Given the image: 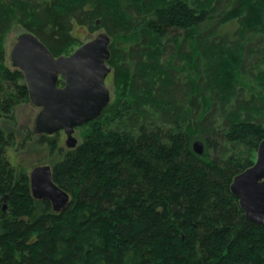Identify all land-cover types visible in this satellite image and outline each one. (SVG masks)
<instances>
[{
  "label": "trees",
  "instance_id": "trees-1",
  "mask_svg": "<svg viewBox=\"0 0 264 264\" xmlns=\"http://www.w3.org/2000/svg\"><path fill=\"white\" fill-rule=\"evenodd\" d=\"M76 28L110 38L109 104L74 149L18 142L30 102L8 35L59 57ZM263 140L264 0H0V264H264V229L230 190ZM29 145L57 154L60 213L7 158Z\"/></svg>",
  "mask_w": 264,
  "mask_h": 264
},
{
  "label": "water",
  "instance_id": "water-1",
  "mask_svg": "<svg viewBox=\"0 0 264 264\" xmlns=\"http://www.w3.org/2000/svg\"><path fill=\"white\" fill-rule=\"evenodd\" d=\"M109 42V36L100 32L71 54L54 57L32 33L16 36L9 62L22 72L29 102L39 109L34 134L52 136L63 132L67 149L78 145L75 130L96 120L110 102L106 83L111 72L107 63ZM59 79L63 86H58ZM192 150L202 155L203 143L195 140ZM28 178L33 199L48 201L54 213L65 210L69 195L53 182L49 165L33 167ZM230 190L246 219L264 229V140L252 167L234 177Z\"/></svg>",
  "mask_w": 264,
  "mask_h": 264
},
{
  "label": "rangeland",
  "instance_id": "rangeland-1",
  "mask_svg": "<svg viewBox=\"0 0 264 264\" xmlns=\"http://www.w3.org/2000/svg\"><path fill=\"white\" fill-rule=\"evenodd\" d=\"M230 25V24H228ZM232 26L230 27H225L222 29L223 30H233ZM102 31H99L94 34H90L88 31L80 28H76L74 30V35L78 37L83 43L89 41L90 39L94 38L98 33ZM17 36V32H12L8 35L7 40H6V52L7 56L9 58V52L11 50L12 45L15 42V38ZM106 83H108V79L106 78ZM108 85V84H107ZM109 90H110V98H111V93H112V88L110 85H108ZM39 109L34 107L31 103H26L24 105H21L20 107L17 108V119H18V126H17V140L18 142L21 141L23 138V132L25 130H28L31 133L32 139L36 140L37 137L40 135H36L33 132L34 128V119L38 113ZM59 139L60 143V148L62 152L68 150L65 147L64 141H65V136L62 135L61 133H58L56 135ZM74 137L78 140V143L82 141V135L81 131L79 128L75 130ZM31 143H34L33 141ZM37 145H29L25 147H18L15 148L14 150H8L7 151V158L10 162V164L14 167H20L22 170H25L27 174H29L30 170L38 165H49L51 166L53 162L57 159L56 152L51 153L48 149H43L36 151ZM41 151V152H40ZM58 153V152H57Z\"/></svg>",
  "mask_w": 264,
  "mask_h": 264
},
{
  "label": "flooded vegetation",
  "instance_id": "flooded-vegetation-1",
  "mask_svg": "<svg viewBox=\"0 0 264 264\" xmlns=\"http://www.w3.org/2000/svg\"><path fill=\"white\" fill-rule=\"evenodd\" d=\"M109 76V75H108ZM108 78V77H107ZM58 133H61L62 135H64L63 134V132H58ZM58 133H56V134H54V135H52V136H48V137H54V136H56ZM60 144V143H59ZM52 167V166H51Z\"/></svg>",
  "mask_w": 264,
  "mask_h": 264
}]
</instances>
